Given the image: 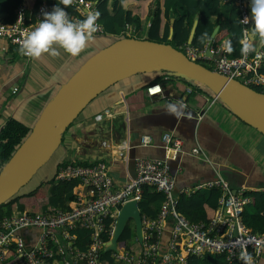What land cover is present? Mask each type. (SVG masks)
<instances>
[{"label":"built area","instance_id":"built-area-1","mask_svg":"<svg viewBox=\"0 0 264 264\" xmlns=\"http://www.w3.org/2000/svg\"><path fill=\"white\" fill-rule=\"evenodd\" d=\"M33 2L34 0H23L15 10L14 21L4 22L0 19V38L19 49L26 35L35 30L42 21L43 12L51 11L45 1L37 7H33ZM221 3L237 7L242 25L240 43H247L252 27L249 0H221ZM70 6L72 12L65 9L70 20L78 22L89 15H98L95 22L97 30L93 36L106 34L95 1L71 0ZM130 32L135 34V29L131 24H126L121 34L129 35ZM216 37L209 38L202 47L187 42L178 47V50L190 60L209 64L212 70L252 88L258 87L264 93V74L260 71L264 51L258 47L247 56L229 57L223 51L225 39L218 40ZM16 91L17 88L14 87L13 93ZM161 93L160 84H152L146 88L149 96ZM216 100L217 97L212 95L211 103ZM105 113H109V110H104ZM98 116L101 118L97 119ZM102 117L103 113L98 114L95 120L99 121ZM162 142L166 150L164 158L135 159L134 176H130L121 185H115L110 167L104 161L91 165H84L75 159L66 161L56 171L55 179H75L79 182L78 185L87 188L88 195L69 201L68 209L50 207L34 214L15 210L12 214L3 216L0 219V263L185 264L189 256L202 258L206 255H224L228 262L243 264L239 257L246 252L252 257L253 264H258L263 254L264 234L252 232L242 221L243 212L251 203V198L243 190L233 192L229 181L220 175L213 181L176 192L169 160L183 152V141L167 131L162 135ZM140 143L149 145L150 136H142ZM190 154L207 160L200 147L192 148ZM145 185L161 192L163 199L156 218L141 215L142 243L138 242L134 234L136 244L130 249L118 245L116 251H109L110 255L104 257L105 246L112 236L121 206L132 200L139 203ZM204 189L220 190L218 207L210 222H191L178 210L179 196ZM109 219L111 223L107 227L106 221ZM167 224L170 225L169 236L163 240ZM28 228L40 230L36 243L31 247H27L23 237L17 234L18 230ZM78 228L90 232V242L85 249H81L76 243L77 235L74 230ZM105 234L108 239L104 238Z\"/></svg>","mask_w":264,"mask_h":264},{"label":"crops","instance_id":"crops-1","mask_svg":"<svg viewBox=\"0 0 264 264\" xmlns=\"http://www.w3.org/2000/svg\"><path fill=\"white\" fill-rule=\"evenodd\" d=\"M128 1H123L125 6ZM134 29V35L144 38L139 35L138 28ZM114 37L109 34L93 36L76 56L53 45L59 55L42 53L39 58L24 57L19 48L0 38V127L13 117L32 129L60 86L90 56L113 42ZM158 75L159 72L154 71L138 72L93 99L67 129L61 145L52 155L50 177L63 161L75 159L84 165L104 161L110 167L115 185H121L133 176L135 159L165 156L162 135L169 131L183 141V152L170 161L176 192L213 181L219 175L229 181L232 191L243 190L246 195L264 192V136L236 118L220 101L211 103L212 94L205 87L191 86L189 80L172 74L160 84L161 94L147 95L146 88L158 84L152 82ZM14 87L17 88L15 93ZM169 103H183L184 115L180 118L168 115L166 106ZM104 110L109 113L104 114ZM102 113V119L95 120V116ZM144 135L150 136L149 145L140 143ZM195 147L202 149L207 160L190 154ZM210 191L201 192L207 197ZM87 193V188L81 185L72 191L75 199ZM44 199L47 198L37 202L41 204ZM169 229L167 224L163 240L168 238ZM17 234L23 237L27 247H31L40 230L20 229ZM258 264H264V249Z\"/></svg>","mask_w":264,"mask_h":264},{"label":"trees","instance_id":"trees-1","mask_svg":"<svg viewBox=\"0 0 264 264\" xmlns=\"http://www.w3.org/2000/svg\"><path fill=\"white\" fill-rule=\"evenodd\" d=\"M42 1H45L51 10L56 4H60V0H34L33 7H37ZM93 1L96 2V6L100 11V19L106 34L116 36V39L126 37L121 32L126 24H131L138 28L139 35L143 28L146 29L144 39L167 43L177 49L189 42L190 32L195 20H197V25L191 44L202 47L210 38L214 27L219 21L223 20V9L227 8L228 25L222 27L220 22L221 26L216 34V39L231 40L233 51L230 54L228 53L229 57L241 56L242 25L239 22L238 9L234 5H223L221 0H137L134 1L133 5L128 6H125L124 0ZM21 2L23 0H0V19L4 22L14 21L15 10ZM60 6L64 7L62 4ZM66 10L68 12L73 11L70 4L66 7ZM177 10L180 11V15H176ZM172 18L174 19L173 23H171ZM171 29L173 32L170 35ZM255 47H259L264 51V44L259 42V37L256 38ZM207 68L212 70V67ZM260 71L264 74V61ZM154 72H159V75L152 82L158 84H164L167 81L165 77L171 75L167 71ZM192 84L191 82L190 85L192 86ZM253 89L261 92L258 87H253ZM30 131L29 127L13 117L8 118L4 125L0 127V170ZM65 163V161L61 162L58 168ZM78 183L75 179L59 181L55 179L54 175L30 191H20L4 203L0 208V219L5 215L12 214L15 210L34 214L38 211H45L50 207L68 209V202L75 199L72 191ZM247 195L251 198V204L243 212L242 221L252 232L264 234V192H249ZM220 196L219 189L211 190L207 197L201 191L190 195L180 194L178 210L189 221L204 222L206 224L213 219ZM43 198H47L45 204L37 202L38 199ZM162 199L163 194L161 192H157L151 186H143L142 200L138 203L141 215L156 218ZM110 223V219L106 221L107 227ZM74 232L77 235L76 243L78 247L85 249L90 242V232L83 228H78ZM133 237L134 228L127 224L118 240V245L130 249L133 246L131 244ZM104 238L108 239V235L105 234ZM109 255V251L103 253L104 257ZM185 264L238 263L228 262L224 255H206L202 258L189 256Z\"/></svg>","mask_w":264,"mask_h":264},{"label":"water","instance_id":"water-1","mask_svg":"<svg viewBox=\"0 0 264 264\" xmlns=\"http://www.w3.org/2000/svg\"><path fill=\"white\" fill-rule=\"evenodd\" d=\"M196 25L197 20L191 29L189 43ZM219 28L217 24L210 38L216 36ZM172 32L171 29L170 35ZM146 71H167L174 77L205 87L236 118L264 136V93L190 60L170 44L144 38H118L90 56L60 86L27 137L4 164L0 170V208L50 160L61 145L65 130L93 99L118 81ZM129 221L133 222L135 237L142 243V216L138 203L132 200L121 206L112 236L105 246L106 252L117 250L118 240Z\"/></svg>","mask_w":264,"mask_h":264},{"label":"clouds","instance_id":"clouds-1","mask_svg":"<svg viewBox=\"0 0 264 264\" xmlns=\"http://www.w3.org/2000/svg\"><path fill=\"white\" fill-rule=\"evenodd\" d=\"M70 2L71 0H60V4H56L50 12H43V19L38 27L26 35L20 46L19 51L22 55L30 58H39L42 53L57 56L59 53L53 45L59 46L72 56L78 55L84 49L86 42L93 38L97 30L95 22L98 15H89L81 21L74 22L69 19L65 10ZM61 4L64 7H61ZM249 7L252 27L248 33V42L241 45L242 56L256 51L257 37L259 42L264 44V0H249ZM223 51L229 54L233 51L231 40L226 39L223 42ZM184 107L183 103H169L166 111L168 115L180 118L184 115ZM239 258L243 264H253L252 257L246 252H243Z\"/></svg>","mask_w":264,"mask_h":264},{"label":"rangeland","instance_id":"rangeland-1","mask_svg":"<svg viewBox=\"0 0 264 264\" xmlns=\"http://www.w3.org/2000/svg\"><path fill=\"white\" fill-rule=\"evenodd\" d=\"M137 1V0H135ZM128 5H133L134 3V0H130L128 1ZM126 5V6H128ZM176 15H180V11L177 10L176 12ZM223 15H224V18L223 20L219 21L218 22V25L221 26L220 22L222 23V27H225L228 25V10L227 8H224L223 9ZM133 28H137L136 26L132 25ZM140 35L141 36H145L146 35V29L143 28L141 31H140ZM129 37H137L136 35L132 34V32L129 33ZM116 39V37H114ZM115 39H112V40H115ZM207 67H212L211 65L209 64H205ZM17 95L14 96V98H16ZM65 134V132H64ZM64 134H63V137H64ZM54 158V157H53ZM53 158H50V160L44 164L41 168H39V170L34 174V176L31 178V180L27 183V185H25L23 187V189L21 190V192L23 191H30L34 188H36L41 182H43L44 180H47V179H50V173H51V168L50 166L53 164ZM47 201L44 199L43 201H41L42 204H45ZM128 225L133 227V222L132 221H129L128 222ZM135 241H134V237L133 239L131 240V244H134Z\"/></svg>","mask_w":264,"mask_h":264},{"label":"bare ground","instance_id":"bare-ground-1","mask_svg":"<svg viewBox=\"0 0 264 264\" xmlns=\"http://www.w3.org/2000/svg\"><path fill=\"white\" fill-rule=\"evenodd\" d=\"M14 15H15V13H14ZM239 16V15H238ZM104 27V26H103ZM211 69V68H210ZM69 128V127H68ZM167 132V131H166Z\"/></svg>","mask_w":264,"mask_h":264}]
</instances>
